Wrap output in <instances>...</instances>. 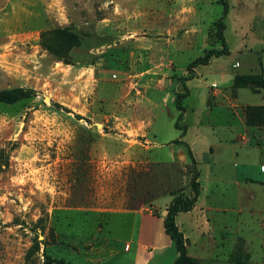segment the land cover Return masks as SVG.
<instances>
[{"label":"rangeland","instance_id":"rangeland-1","mask_svg":"<svg viewBox=\"0 0 264 264\" xmlns=\"http://www.w3.org/2000/svg\"><path fill=\"white\" fill-rule=\"evenodd\" d=\"M227 3L223 35L232 56L226 58L264 61V0ZM192 5L203 22L176 68L218 47L210 34L222 14L217 0H0V89L32 90L13 104L0 102V155L8 157L0 170V264H41L45 254L65 264H134L143 257L134 244L140 225L134 213H160L170 195L190 187L181 166L139 151L145 138L139 130L152 125L153 114L142 84L169 65L171 38L187 28ZM63 27L81 39L68 62L40 38ZM169 107L159 114L157 132L175 138L188 128L185 138L192 140L191 116L185 113L178 129ZM218 191L226 206L233 204L227 186ZM242 193V212L219 217L233 225L224 243L198 264H264V188ZM35 241L39 249L27 258Z\"/></svg>","mask_w":264,"mask_h":264},{"label":"crops","instance_id":"crops-1","mask_svg":"<svg viewBox=\"0 0 264 264\" xmlns=\"http://www.w3.org/2000/svg\"><path fill=\"white\" fill-rule=\"evenodd\" d=\"M197 7L194 5L188 7L184 21L187 28L182 27L184 28L182 34L171 38L172 49L165 54L169 57V65L167 64L165 69L159 67L158 70H154V73H160L162 76L160 78L148 76L150 78L146 77L148 79L142 84L145 93L143 101L153 114L150 119L152 125L145 124L144 128L139 130L140 136L145 135V138L139 139L141 144L139 151L149 159L178 164L185 170V175L187 174L185 181L188 183L191 177L188 168L191 164L186 145L189 147L198 171L199 194L190 210L176 214L175 224L185 238L187 254L200 262L202 258L213 254L219 244L224 243L225 233L232 229L233 225L219 219L220 215H225V212L234 214L242 212L244 188L251 185L264 188V125H248L245 122L246 106L264 105V86L234 85V78L237 75H261L264 79V61H261L259 56L253 59L244 57L241 62L234 58L227 59L226 57L232 56L228 47L227 54L213 56L206 64L195 66L193 77L184 82L188 93L182 102L184 112L181 118L183 119L185 113L187 119L191 116L192 140L185 138L188 128L175 138L160 135L156 129L159 114L170 108L169 105L175 107V92H182L183 88L181 77L186 75L188 63L198 57L186 60L181 68H176L178 55L195 46L200 31L199 23L203 22ZM208 27L204 28V43H207ZM238 49V52L243 51L241 46ZM246 51L244 56H247ZM249 53L251 51H248ZM153 79H157V82H152ZM177 115L178 110L175 107V117ZM124 135L135 134L127 132ZM145 141L148 143L145 144ZM221 185L231 190L233 204L226 206L223 200L218 198L217 192ZM244 191L245 196L251 199L252 194ZM189 192V189H184L185 195ZM224 192L220 189L219 193L224 196ZM172 196L170 195L164 202L160 213L153 214L155 216L138 211L134 213L140 218L134 244L143 254L142 258L134 261V264L151 262L172 264L177 257L174 242L165 234L162 227L166 206ZM143 216L149 217L154 223H145ZM124 243H132V240ZM192 247L196 250L191 251Z\"/></svg>","mask_w":264,"mask_h":264},{"label":"trees","instance_id":"trees-1","mask_svg":"<svg viewBox=\"0 0 264 264\" xmlns=\"http://www.w3.org/2000/svg\"><path fill=\"white\" fill-rule=\"evenodd\" d=\"M222 5V14L212 22L211 36L215 38L214 42L218 43V47H207L201 56H198L191 60L187 65V74L181 77V83L183 87L182 92H177L174 98V105L178 110V115L175 121V127L182 129L178 125V121L182 118L184 107L182 106V99L188 93V89L184 82L193 77V68L199 64H206L213 56H221L229 52L228 45L223 35L225 29V18L228 12L227 0H217ZM41 42L45 48L51 52L58 60L70 61V51L72 48L80 45V36L71 27L63 28H51L44 30L40 34ZM252 84L257 87L264 86V79L261 75L243 74L237 75L234 78V85L237 87ZM32 94L31 89H25L21 87L0 89V102L4 104H13L21 99L27 98ZM245 122L248 125H264V105H254L245 107ZM184 133V129L182 133ZM175 142H180L175 140ZM190 158V172L191 177L188 181L190 192L185 195L180 191L178 194H174L166 207V213L162 220V227L165 234H167L174 242L177 257L172 264H198L199 261L187 254L186 242L182 232L175 224V216L180 211H188L192 208L194 202L199 194V182L198 171L194 165V158L189 147L186 145ZM8 165V157L0 155V170L4 169ZM39 249V243L33 242L27 251L26 257L29 258ZM45 260L41 264H65L61 259L51 258L47 254L44 255Z\"/></svg>","mask_w":264,"mask_h":264}]
</instances>
